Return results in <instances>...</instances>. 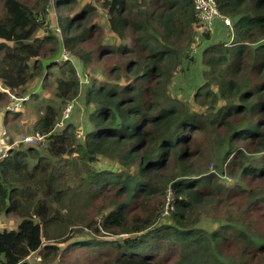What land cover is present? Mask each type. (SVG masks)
Returning <instances> with one entry per match:
<instances>
[{
	"label": "trees",
	"instance_id": "trees-1",
	"mask_svg": "<svg viewBox=\"0 0 264 264\" xmlns=\"http://www.w3.org/2000/svg\"><path fill=\"white\" fill-rule=\"evenodd\" d=\"M98 1L120 44L87 51L92 6L54 0L75 8L74 17L58 19L61 45L84 70L109 56L124 61L105 72L112 81L86 87L83 134L73 124L58 128L79 95L70 67L57 79V104H46L31 132L43 141L20 143L0 161V214L20 219L16 230L0 231V264H23L35 252L56 264H264V0H215L230 21H221L227 39L202 50L216 93L203 85L191 102L169 95L167 84L181 59L191 61L197 35L202 42L210 35L193 0ZM0 5L4 105L8 93L28 94L43 60L46 70L57 62L56 49L49 57L45 48L56 38L37 35L48 0ZM3 111L6 122L21 109ZM42 144L54 162L39 155ZM98 156L118 167L96 168ZM168 191L173 209L164 217Z\"/></svg>",
	"mask_w": 264,
	"mask_h": 264
},
{
	"label": "rangeland",
	"instance_id": "rangeland-1",
	"mask_svg": "<svg viewBox=\"0 0 264 264\" xmlns=\"http://www.w3.org/2000/svg\"><path fill=\"white\" fill-rule=\"evenodd\" d=\"M30 4L33 3V0H28ZM76 7H86L92 6V13L90 14V23L96 27V33L94 34L93 39L84 49L92 50L96 47L97 43L104 42L110 45L112 48H116L120 44V40L112 34L108 29L107 24V16L105 11L100 6V1L98 0H75ZM47 13L44 17V22L41 25L39 31L37 32L38 37L46 38L49 36H53L56 38L53 42H46L45 48L49 57L51 56V52L53 49H56L55 56L52 58L53 61L57 62L56 66H52L49 70H46L47 61L43 60L42 63L44 65V69L42 71V76L47 71L46 80H44V76L38 78L36 82L33 84H29L30 87H27L28 100L25 101L24 105L20 108L21 111L17 114H10L14 116L9 121L6 120L5 116H3V109L8 104L11 103V98H6V101L3 104H0V135L3 131H6L12 139H17L21 135L31 134L34 129L35 123L38 121L39 117L43 113L44 107L46 104H57V99L54 97V89L56 86L57 79L64 78L65 74H67L68 69L72 67L79 78V95L70 101L67 105L72 106V113L68 120L64 121L61 126L58 124L59 131L68 124H73L80 132V135L84 133L85 128L87 127V106L84 101V94L86 87L90 85V80L103 82V81H112L111 77L106 75L107 69L112 65L122 63L124 58H117L109 56V60L106 62L99 61L96 64L91 66H86L85 70L82 69L72 52L67 48L63 47L62 41L63 36L60 33V28L58 26L59 17H74L75 8L74 7H57L54 5V0H48ZM2 12V8L0 5V15ZM225 25V24H224ZM223 25L221 21L217 20L213 31L210 32L209 38L200 40V36L197 35L196 42L192 44L190 50H187L186 56L187 59L191 61H184V59L180 60V64H178L176 71L172 75L171 79L167 84V92L169 95L176 97L184 102H191L193 99V93L199 89L201 86L207 85L208 88L216 93L215 84L209 80L206 76V73L209 71L202 64L203 54L202 50L205 48L207 44L217 43L227 39V33L223 29ZM67 51V56L64 57L63 53ZM63 51V52H62ZM196 55V56H195ZM195 56V58H193ZM85 73V74H84ZM89 83V84H88ZM126 82L122 81V85ZM203 86V87H204ZM0 90H4L3 87H0ZM204 93V90H201V94ZM10 95H13L10 93ZM25 96V95H24ZM66 105V106H67ZM196 105L194 106V108ZM19 109V110H20ZM61 107L59 108V110ZM63 110V109H62ZM11 113V112H10ZM13 113V112H12ZM61 117V116H60ZM62 119V118H61ZM61 122V120H60ZM59 122V123H60ZM40 149H36L39 152V155L44 157L47 162H54L55 160L51 159L44 152V144L39 145ZM16 147V145H15ZM14 147V148H15ZM13 148V149H14ZM17 149V148H16ZM23 149V148H22ZM36 157H30L27 159L29 163V168L36 162ZM94 166L100 170L103 169H113V167H118L115 158L98 156L97 160L94 162ZM212 164L209 165L208 170H213ZM227 183H231L232 180L226 179ZM166 207V206H165ZM170 207L173 208L171 205ZM172 210V209H171ZM171 210H168L167 207L162 211V215L164 217H170ZM211 215L213 218H222V213L218 209H214L211 211ZM20 223V219L11 215V214H0V231L2 230H16L18 224ZM214 223V222H213ZM214 224L211 222H205L204 226L208 228H212ZM51 235L53 232L50 233ZM44 244H46V240H43ZM62 248L64 246H61ZM55 262L44 263L43 257L40 252L32 253L23 264H56Z\"/></svg>",
	"mask_w": 264,
	"mask_h": 264
},
{
	"label": "built area",
	"instance_id": "built-area-1",
	"mask_svg": "<svg viewBox=\"0 0 264 264\" xmlns=\"http://www.w3.org/2000/svg\"><path fill=\"white\" fill-rule=\"evenodd\" d=\"M193 4H194V9L196 11L197 18L200 20V22L204 24V26L209 31V33L213 31V27L217 20L222 21L226 26H230L229 19L223 18L222 16H220L215 0H193ZM63 55L64 57H66L67 51H65ZM8 94H9V97L11 98L10 105H7L5 107V110L8 112L18 111L22 107L23 103L29 99L28 95L23 96V97H16L14 95H10V93ZM71 113H72V106L70 104L65 107L62 113V119H61V122L59 123V126H61L64 121L68 120ZM11 140L12 138L6 131H3L1 133L0 135V161L8 156L9 151L13 149L15 145H18L20 143L37 145L43 141V136H41L38 133H35V134H29V135L28 134L21 135L19 138L14 139L12 142ZM172 199L173 198L171 196V192L168 191L166 195V207L168 210L173 209L172 207H170L172 205Z\"/></svg>",
	"mask_w": 264,
	"mask_h": 264
}]
</instances>
